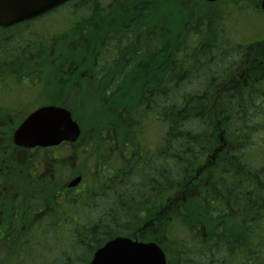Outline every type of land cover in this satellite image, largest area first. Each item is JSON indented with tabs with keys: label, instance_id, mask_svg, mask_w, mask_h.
I'll return each mask as SVG.
<instances>
[{
	"label": "flooded vegetation",
	"instance_id": "flooded-vegetation-1",
	"mask_svg": "<svg viewBox=\"0 0 264 264\" xmlns=\"http://www.w3.org/2000/svg\"><path fill=\"white\" fill-rule=\"evenodd\" d=\"M254 13L264 16L257 5ZM62 15L49 17L56 20ZM66 15L69 17L63 19L62 27L52 33L45 29L46 15L0 28V230L5 232L19 228L30 233L78 225L81 206L96 213L102 208L98 200L109 205L113 195L122 194L134 163L154 154L151 149L158 146L147 139L146 133L151 135L152 131L145 117H158V105L151 109L144 101L149 95H158L160 89L148 86L146 97L140 85L144 81L141 69L148 67L143 62L144 52L162 48L157 44L143 51L144 46L138 44L144 29L141 18L136 16L138 22L134 24L133 16L111 12ZM102 18L108 20L103 33L98 31L103 30ZM87 19L90 21L85 25ZM134 25L138 33L135 40L129 34ZM78 29H82L80 35ZM169 35L174 48V34L169 31ZM152 39L159 43L157 34ZM251 39L245 61L249 85H254L264 80V31L253 33ZM149 81L155 84L156 77L145 82ZM47 108L70 114L81 129L78 140L55 145L17 144L15 134L23 124ZM48 124L54 126L56 122L46 119L34 127ZM71 127L72 123L68 125ZM197 179L201 175L187 176L176 190H149L150 197L137 201L139 215L144 217L138 231L141 238L163 242L162 238L166 244L175 239L177 227L190 221L194 196L199 193L196 188L203 186ZM76 180L79 184L72 186ZM200 231L205 238L192 240L202 246L221 242L215 232L208 237L210 227H200ZM249 246L247 252L242 251L247 264H252Z\"/></svg>",
	"mask_w": 264,
	"mask_h": 264
},
{
	"label": "trees",
	"instance_id": "trees-1",
	"mask_svg": "<svg viewBox=\"0 0 264 264\" xmlns=\"http://www.w3.org/2000/svg\"><path fill=\"white\" fill-rule=\"evenodd\" d=\"M189 1L113 0L105 7L102 0L92 8L96 15L111 12L133 16L134 24L139 16L144 29L138 44L144 46L143 51L157 44L162 48L154 53L144 52L143 62L148 67L141 69L143 78L147 81L149 75L155 76L156 83L143 81L140 92L147 97L148 86L152 90L159 87L158 95L145 97L144 103L151 109L158 105L159 122L165 131L156 152L134 163L122 194L113 195L112 203L100 209L103 212L99 217L105 213L106 217L87 219L71 230L74 243L70 252L60 249L57 256L38 242L29 244L27 237L33 236L28 230H0V238H4V242L0 241L1 264H33L35 259L46 264L41 261H46L47 254L62 260L59 264H88L92 254L110 238L131 234L138 218L137 201L150 197L147 191L167 190L186 174H195L201 161L207 163L205 175L210 178H204L205 185L196 188L199 193L193 195L195 203L190 216L199 229L198 224L210 227V218L223 214L217 222L225 241L218 245L220 250L212 255L213 260L228 258L229 247L235 245L245 253L253 243L259 253H264V86L250 90L244 84L237 74L243 54L233 52L231 40L219 42L217 36L216 42L213 27L221 28L224 36L230 34L212 15L200 13V4ZM83 2L89 7L86 3L90 0ZM84 21L86 25L90 20ZM107 23V19L100 20L101 33ZM130 30L135 40L136 26ZM153 30L157 33L153 34ZM169 31L175 37L174 48L169 42ZM155 34L159 43H153ZM234 80L243 85H233ZM255 155L262 157L258 161L262 166L256 167ZM65 228L66 225L58 232H64ZM185 230L190 233L192 227ZM180 243V252H191L187 246L193 245L188 243L187 236H182ZM190 258L194 257L187 255L183 262Z\"/></svg>",
	"mask_w": 264,
	"mask_h": 264
},
{
	"label": "water",
	"instance_id": "water-1",
	"mask_svg": "<svg viewBox=\"0 0 264 264\" xmlns=\"http://www.w3.org/2000/svg\"><path fill=\"white\" fill-rule=\"evenodd\" d=\"M68 0H0V26L10 27L18 23L38 17L53 8L67 2ZM216 2L220 0H205ZM264 9V2L262 4ZM57 110L45 109L34 114L29 120V125L46 119H53L56 124L48 126L39 131L41 134L24 133L25 125L16 135L17 142H28L36 144H55L61 140L74 141L78 138L80 131L78 125L73 123V128L68 125L72 123L67 114L53 112ZM41 117L39 120H36ZM57 117V118H56ZM36 120V121H34ZM32 122V123H31ZM31 123V124H30ZM35 128V127H34ZM47 137L46 138V135ZM90 264H166L164 252L154 243L144 244L129 238H116L98 249Z\"/></svg>",
	"mask_w": 264,
	"mask_h": 264
},
{
	"label": "rangeland",
	"instance_id": "rangeland-1",
	"mask_svg": "<svg viewBox=\"0 0 264 264\" xmlns=\"http://www.w3.org/2000/svg\"><path fill=\"white\" fill-rule=\"evenodd\" d=\"M230 8H235L236 12L232 9L233 13H229L230 15L227 17L226 15L227 14H223L221 16V13H220V10L219 9H222L223 6L220 4L217 6L218 9H216L215 7H211L210 9H206L205 11L207 12V14H211V15H215V16H221L222 20H223V27L226 28V31L230 34L231 36V39L235 42L237 41H242V40H246L245 41V44H248L249 41L251 40L250 39V35L252 33V25L254 23H256V28H258L259 26H262L264 23H262L260 20H256L255 22V19L257 16H254L253 18L250 17L252 16L253 13H249L244 9L242 8L240 10V7L237 6V5H234L232 1H230ZM202 6V10H204V8H206L204 5H201ZM69 8V7H68ZM67 8H64L63 10H61L60 12H64L63 15L60 17V18H57L56 20H53L51 19L50 17L46 18L44 21H45V29L46 31L49 33L51 32H54L56 31V29H58L59 27H62L61 25H63V19L68 16L66 15L67 12H66ZM59 13H56L54 15H58ZM69 17V16H68ZM227 17V18H226ZM220 18V17H219ZM197 18L194 19V22L196 21ZM53 20V21H51ZM196 23V22H195ZM197 24V23H196ZM213 33L215 35V41L218 42L217 40V36L219 37V39H226L222 33V29L221 28H218L217 26H214L213 27ZM38 37V35H37ZM68 39L69 36H66L65 39ZM249 40V41H248ZM258 70L254 69V73L257 75L258 73H256ZM147 135V139L148 140H151V142L157 144L159 142V137L162 135V131L160 130V127H159V124H157V126L154 127V130H152V134L149 135L148 133H146ZM259 155H255L254 157V161H255V165L256 167H260L262 166V163L258 162L259 160H261ZM112 203V202H110ZM103 212V211H102ZM101 210H99L98 212L96 213H93L91 214L90 216L92 218H98L100 214H102ZM81 232H83V230H81ZM134 232V231H133ZM132 233V232H131ZM71 235V231H65L64 234H63V238H62V241L60 243H53V242H49L50 244H48V250L49 251H54L57 256H60L59 255V251L60 249L61 250H65L66 249H69V251L67 252H70V249H72V245L74 242H71L72 241V237H70ZM27 242L29 244H31L32 242H36L35 239L31 238V237H27ZM180 244H177V246H179ZM33 250V248H32ZM2 253H4V251H2ZM56 256V258H57ZM55 256L53 254H47V257H46V261H41L42 263H46V264H56L58 261L57 264H59L62 260H58L56 259ZM58 260V261H57ZM196 260L198 262H200L199 258H196ZM33 264H39V261L38 259H35L33 262ZM5 264H8L5 262Z\"/></svg>",
	"mask_w": 264,
	"mask_h": 264
},
{
	"label": "snow or ice",
	"instance_id": "snow-or-ice-1",
	"mask_svg": "<svg viewBox=\"0 0 264 264\" xmlns=\"http://www.w3.org/2000/svg\"><path fill=\"white\" fill-rule=\"evenodd\" d=\"M40 118H41V117H38L36 120H39ZM36 120H34V121H36ZM31 123H32V122H31ZM31 123H30V124H31ZM27 130H28V128L26 129V131H27Z\"/></svg>",
	"mask_w": 264,
	"mask_h": 264
}]
</instances>
